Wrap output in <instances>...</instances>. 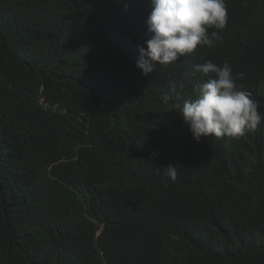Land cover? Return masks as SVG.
<instances>
[{"label": "trees", "instance_id": "16d2710c", "mask_svg": "<svg viewBox=\"0 0 264 264\" xmlns=\"http://www.w3.org/2000/svg\"><path fill=\"white\" fill-rule=\"evenodd\" d=\"M225 2L214 48L144 75L150 0H0V264H264V121L177 114L209 60L264 113V0Z\"/></svg>", "mask_w": 264, "mask_h": 264}, {"label": "clouds", "instance_id": "9594fccd", "mask_svg": "<svg viewBox=\"0 0 264 264\" xmlns=\"http://www.w3.org/2000/svg\"><path fill=\"white\" fill-rule=\"evenodd\" d=\"M227 23L225 0H150L146 20L149 39L146 48L138 46L136 66L148 75L157 65H170L193 53L198 45L214 48ZM194 70L209 78L194 89V99L177 106V114L197 142L211 136L238 138L264 121L258 103L237 86L230 64L209 60L196 64ZM168 99L164 97L165 103ZM163 172L173 182L178 178L175 165L163 166Z\"/></svg>", "mask_w": 264, "mask_h": 264}]
</instances>
